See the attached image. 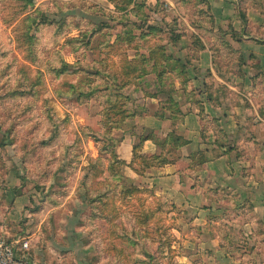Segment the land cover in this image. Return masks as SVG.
Masks as SVG:
<instances>
[{"label": "rangeland", "instance_id": "rangeland-1", "mask_svg": "<svg viewBox=\"0 0 264 264\" xmlns=\"http://www.w3.org/2000/svg\"><path fill=\"white\" fill-rule=\"evenodd\" d=\"M133 1L0 0V199L22 206L0 224L30 238L33 264H184L178 237L193 216L105 148L117 151L147 107L138 100L158 95L180 116L185 65H243L235 43L264 0L230 1L240 24L229 37L217 0ZM151 137L137 141L132 166L166 164L183 145L169 133L160 140L171 158L149 156Z\"/></svg>", "mask_w": 264, "mask_h": 264}, {"label": "crops", "instance_id": "crops-1", "mask_svg": "<svg viewBox=\"0 0 264 264\" xmlns=\"http://www.w3.org/2000/svg\"><path fill=\"white\" fill-rule=\"evenodd\" d=\"M230 1L210 3L224 29L239 22ZM254 12L246 15L251 34L235 43L246 59L243 65H185L187 95L173 98L180 116L162 108L158 95L138 100L137 109L148 108L134 111L131 129L117 147L133 178L193 216L188 234L178 237L184 264H264V15ZM172 131L183 139L173 160L144 169L134 163L139 170L131 165L137 141L149 133L141 153L166 156L160 138ZM20 206L1 198L0 220H14ZM0 230L10 235L7 224Z\"/></svg>", "mask_w": 264, "mask_h": 264}, {"label": "built area", "instance_id": "built-area-1", "mask_svg": "<svg viewBox=\"0 0 264 264\" xmlns=\"http://www.w3.org/2000/svg\"><path fill=\"white\" fill-rule=\"evenodd\" d=\"M0 264H33L29 242L0 234Z\"/></svg>", "mask_w": 264, "mask_h": 264}, {"label": "trees", "instance_id": "trees-1", "mask_svg": "<svg viewBox=\"0 0 264 264\" xmlns=\"http://www.w3.org/2000/svg\"><path fill=\"white\" fill-rule=\"evenodd\" d=\"M30 1H32V0H30ZM173 135H176L177 136V140H180V141H182L183 139L181 138V136H178L177 134H176V132L175 131H172L171 132V136H173ZM138 149H139V146L137 145V146H135L134 147V154H135V156H136V154H138ZM105 150L108 152V153H111L112 154V156L113 157H115V158H119L118 157V153H117V151H115L114 149H109V148H105ZM119 160H120V163L122 164V165H127V163L124 161V160H122V159H120L119 158Z\"/></svg>", "mask_w": 264, "mask_h": 264}]
</instances>
